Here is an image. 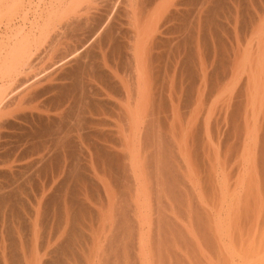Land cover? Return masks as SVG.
Listing matches in <instances>:
<instances>
[{"label": "rangeland", "instance_id": "rangeland-1", "mask_svg": "<svg viewBox=\"0 0 264 264\" xmlns=\"http://www.w3.org/2000/svg\"><path fill=\"white\" fill-rule=\"evenodd\" d=\"M3 1L0 0V36H2L0 37V43L2 45H0V65L2 64L0 68L3 69L5 64L4 62H9V65H14L16 63L15 66L19 71H13V74L4 72L5 74L3 75V70L0 69V81L4 79L2 82H0V87L3 88V90L0 91L2 94H0V264H99L98 258L101 255L99 246L101 249L104 234V223L101 221V216L102 220L104 216H106V218H108V216L109 218L111 216L114 217L115 214L120 211V195L123 191H125V194L128 193L129 182L124 181V179H120L121 165L119 163L123 158L129 164L128 166H131V150L133 152L134 149L135 152L137 147L131 149L130 146L133 145L136 138H139L141 131L140 126L139 131L136 130V134V128H134L135 125L133 126V124L136 122L134 117L137 115V119L139 118V114L143 110L145 97L142 98L143 101L141 104L143 102L144 103L143 105H140L139 110L141 108L142 109L139 111V113L137 112L138 114L135 113V115L132 116V112H129V110L127 113V110L125 109H128L129 107V103H127L129 102L127 101L129 100L128 92L131 91L130 89L133 87L130 81L131 69L129 68L128 63H126V65L123 64L120 67H116L117 63H112V67L115 71H117V75H119V77L117 76V78L114 79V83H116L117 86L113 82L111 86L115 88V90H110L109 88H104L103 86L100 88V86H98L99 88H97L99 89L98 91H100L99 94L101 97L95 95L96 93L98 94L97 90L93 92L92 99L89 101L90 106H92V110L90 109L91 113H87L89 115H86L87 117H83L82 114L80 115L82 124L84 123L85 118L88 120H85L86 123L88 122L89 124L87 127L84 126L85 128L82 127L81 132H75L76 130H74V125L78 124L80 119L77 120V118H75V120H73L72 111L67 112L66 110H63L65 111L63 112V115L62 110L59 112L58 110H55L56 106L52 105V101L49 100L52 96L48 95L49 97H41V89L39 87L35 88L37 89L36 97L31 98L32 100L30 97L29 99H27L28 97L22 98L21 102L20 100L17 101V105L15 97H12L11 95L8 96V92L11 93L18 82L23 79L32 78L35 77V75L37 76L36 78H38L39 75L41 77V73H43L42 70L46 69L47 67L45 65H49L51 61L57 58V56L60 54L63 55V52L65 51L69 52V50L74 47L75 43L73 36L75 31L73 29H67L69 31H65L63 26L62 28L59 26L57 31H59L60 28L63 30H60V33L57 31L55 32L54 30H49L48 28L49 25L51 27L56 22V20L54 19V21H50L51 17L49 16L50 18L48 22H50L49 24L47 22L48 15H50L53 10L57 11L59 8L58 2L66 1V7V5L71 3L73 0H32L30 1L32 5L27 2L26 7L23 9H20V7H18V9L16 6L13 7L12 4H14V0H12L13 3L11 0ZM141 1L143 2L145 0H121V3L116 6L112 14L111 11L107 13V15L109 14L110 18L108 17L109 20L105 30L112 31V34L116 38L117 42L120 44L123 42L122 44L124 46L129 44V39L133 34L132 26L135 23L134 15L137 13L138 9H140L142 3ZM147 1L156 2L154 3V6H158L160 2L164 3H161L162 6H164L167 1V3H174L173 5L175 8L173 11L176 17H173L170 20L171 23L169 22L170 24L167 25V35L160 38L162 40V45L158 44L152 46L153 49L149 47L151 49L146 51V57H148L149 53V56L153 57L152 59H154V61H160V63L155 65V67H152L154 63L153 62L149 69L150 79L148 80V83L146 82L144 85V88L148 91H144L147 94L150 90L151 95L148 93L146 99L147 97L152 98L150 96H153L152 93H155V84L154 80L152 79H155V77L160 79L161 85H158L157 87H161L163 93L174 94L184 92L185 82L180 79L183 75L182 71H184L181 64L187 58V56L185 58L187 53H189V56L191 54L193 55V61L197 62L198 64V73L202 71V74L205 75V78H207L213 70L212 65L216 60L217 51L215 48L207 50L205 47L204 38H202L204 36V32L202 33L200 24L202 21L201 16H203V26L205 31H208L207 25L210 20L214 24L213 30H217V28L220 27L217 24L218 15L216 14L214 18L209 19L207 10H210V7H204L201 5L199 2L200 0ZM211 1L214 3V5L211 6V9L214 8L215 13L218 9V5H221L224 6L223 13L225 14L223 21V39L225 43L223 60L225 61L226 75L224 114L227 136L230 130L228 124L229 112L231 111L235 101L238 102L237 92L240 89V85L244 82L242 78L246 74V70L249 68L251 55L257 50L254 49V46H258L259 43L262 45L264 44V36L261 35L263 33L258 31L260 29L264 30V0ZM188 2L189 4L187 6H194L193 13L195 16L197 15L198 19L201 21H197L192 18H179L183 16L189 17L191 15L192 11L185 10L186 5H183V3L187 4ZM1 4H3L5 9L3 6H1ZM104 4L105 0H79L78 5L76 6V10H78H75V14H85L86 12L84 11L90 7L92 10L94 8V10L91 11L92 17L95 16V14L97 16L93 17L94 20L99 21L101 18V20L105 21L106 12L104 11ZM96 5H99V7ZM177 5L180 6L178 7ZM5 6L9 7L8 11H6L7 7ZM12 7L15 8V15ZM61 8L64 7L63 4L60 3V9ZM83 9L84 13H82ZM176 9L177 11H175ZM21 10H23L24 13ZM202 10H204L203 13ZM17 13H19V15ZM26 16L28 17L24 18ZM23 18L27 19L28 21L24 22ZM44 18L46 19L44 21L48 24L47 29L49 34L48 36L46 35V37L49 39L45 40L43 47L39 48L40 50L38 49V51H34L36 46L33 48V44L31 47V49L33 48V51L35 52H33V57H29L28 55L27 57L29 58L25 57V59L23 58V55H27L29 52L21 51L24 53L22 55L21 53L19 54L21 59L23 58L22 60H18V58H20L19 56L17 57L18 52L16 56H14L16 58L9 56L10 53L11 55H15L13 54V47H15V45L16 47L17 44L21 45L22 40L20 39V34L22 36H24V34L28 35L31 33L30 31L33 30L32 27H34V30L37 29V31H32L31 34L33 35L34 33L35 37H39L41 29L38 30V27L40 28L42 24L44 25ZM8 21L11 22L12 25L8 24ZM97 22L93 23V28L95 25H97ZM20 26L22 28H19ZM36 26L38 27L36 28ZM198 26L199 29H197ZM81 30L77 31V37H79V34L85 32L86 30L88 31L87 26ZM51 31L52 34L50 36ZM53 31L58 34L55 36ZM18 32H20V34ZM11 34L14 35L13 38L10 37ZM32 35L30 36L31 38L34 37H32ZM58 35H64L65 38L64 36L58 37ZM38 37L30 39L31 41H34V39L36 40ZM39 38L41 39V37ZM16 39L18 41L20 40L21 43H18ZM185 41L188 43L187 46L183 44ZM215 44L216 42L213 45ZM16 50H19V48ZM150 50H152V52ZM25 52L28 53L26 54ZM37 53H40V56ZM111 53L112 52H110L108 55V58H110L108 61L110 60L112 62L113 58L111 57L114 56V53ZM5 59L6 61H4ZM18 61H20V63L17 66ZM23 61L24 64L22 63ZM16 78L19 79L17 80ZM116 79H120V82H118L119 80ZM10 84H12V86ZM123 93L127 96L125 98L123 95L124 99L123 97H120ZM129 113H131V115H128ZM129 116L131 119L134 118L135 120H131ZM232 116L233 120H235L236 118H234V113ZM127 120H130L131 122L129 121V123H127ZM89 122H91L93 125H90L91 123ZM236 127L237 126H235L236 133L238 136H240V130L238 127ZM79 135H81L80 138ZM247 137L249 138L248 135ZM121 143L126 144V147L119 146ZM38 147L40 149H38ZM128 147H130L131 150L128 149ZM103 154L115 156L119 163L116 161L113 163V165H109L108 162L105 161L106 159H103ZM115 166L119 171L117 175L109 173V170L106 168L109 167V169H114ZM231 167L232 166H230L228 173ZM249 167L250 163L248 162L242 163L240 165V169H242H239V173H241L239 178L240 180L243 178L242 180L244 181H240L239 178H237L236 181L239 180V183H244L246 181L249 182L251 180L253 181H251L252 185H254L253 198L255 200L253 199V202H257L255 206L257 209H259L258 207L261 206V199L264 200V197L261 195V192H263L264 189L261 191L260 187H258V190H256L254 182L258 183L260 186V182L262 181L261 178H264V175L261 177V170H264V165L259 167V171H257V179L255 171L253 172L254 169L252 164L251 168L253 170L249 169ZM249 171L251 172L250 175ZM247 177L249 180H245ZM233 178L234 175L225 181V185H227L228 181L234 184L233 182L236 181ZM74 190L79 196L77 199L80 200L82 205L87 208V211H90L94 216L91 222L86 221L82 222L81 224V233L84 236V242L82 241L81 245L77 246L75 255L76 261H74L73 258V243L71 237V232L73 229L72 201ZM238 190V193L242 192L241 194L245 192L244 187ZM58 200L59 205H56L55 203V206L53 207L52 201L57 202ZM242 206H244V204H242ZM226 208H228V206ZM81 212L84 213L83 208H81ZM118 215L119 214H117V216ZM115 219L114 224H112L109 220L107 221V224L110 226L109 234L111 226L115 227L116 225ZM147 228L148 226H146L145 231L146 240L148 239V234L152 232L149 230V228ZM184 230L186 229L184 228ZM185 233H187V236L184 239L185 244L183 245V249L180 247H178V249L173 246L175 249L172 250V247L167 244L168 246L165 247L167 250L164 253L159 254L163 260H159L157 259V256H154V258L150 257L149 261L146 260L144 264H217V261L215 260L216 257L213 255H211L209 260L207 259L210 257V255L206 253L202 244H193V241H198V238H192V236L189 235V231H185ZM161 239L163 240L162 237ZM169 239L172 240V238H168L166 242ZM90 241L93 243L94 250L93 253L90 252L89 255L86 253V242ZM254 246L253 249H256L254 251L256 252L258 250V245ZM246 247L249 248L250 246L248 247L246 245L245 248ZM251 247L250 249H252ZM238 250L239 252L237 253L241 255V250ZM261 252L263 253V250ZM261 252H259V255L256 256L259 260V262L257 260L255 261L256 264H263L262 262L264 261V255ZM89 256L92 257L91 260V257ZM174 256L182 258V261L177 262L175 258L172 259ZM122 257H125V255H122ZM106 259V264H110V258L107 257ZM260 260H262V262H260ZM231 261L232 259H229L228 264H231ZM238 261L242 264L240 260ZM235 262L239 264L236 260ZM115 264H129V262L124 258Z\"/></svg>", "mask_w": 264, "mask_h": 264}, {"label": "crops", "instance_id": "crops-1", "mask_svg": "<svg viewBox=\"0 0 264 264\" xmlns=\"http://www.w3.org/2000/svg\"><path fill=\"white\" fill-rule=\"evenodd\" d=\"M199 2L201 5L204 4V0ZM188 4L189 2L183 3L186 5L185 10L192 11L191 15L179 18L201 21L193 13V7L187 6ZM224 18L225 14L220 13L217 16V24L220 27L217 30L205 31L201 16L200 28L202 33L204 32L202 38L205 47L207 50L215 48L217 51L216 60L212 65L213 70L207 78L202 71L198 73V64L193 61L192 54L191 66L192 68L194 66L195 75L190 77L184 75L182 71L183 75L180 79L185 82L184 92L163 93L162 88L157 87L161 85L160 79L155 77V93L152 98L146 99L144 103L146 108L143 106L145 110L143 109L139 115L142 124L140 136L130 146L131 149L137 147V150L134 152L133 149L132 152L128 147L131 150V166L129 167L123 158L120 163L118 162L121 165L120 179L129 182V187L127 194L123 191L120 195L121 205L117 214H124L123 216L128 222L130 219L131 223H128L125 229L124 226L122 227L124 231L119 229L118 225L111 226L109 234L110 226L107 221L114 224L117 214L110 218L104 216L103 220L101 216L104 234L101 249L99 246L101 252L98 258L99 264H106L107 257L111 260L110 264H115L124 258L129 264H142V262L144 264L154 256L159 259V254L164 253L168 245L172 250L174 247L183 249L184 239L187 236L185 231H189L192 238H198V241L194 239L193 244L204 246L206 253L210 255L208 260L211 255L217 258L219 249H222V240L220 239L219 242V213L221 215L223 210L225 181L233 175V179L237 180L241 174L240 165L247 162L250 163V169L252 164L257 179V171L264 165L260 158L264 146V44L259 43L258 46H254L257 50L251 55L249 68L242 78L244 82L237 92L238 102L235 101L229 112L230 130L226 136ZM258 31L264 36L263 29ZM215 42L216 44L213 45ZM183 44L188 45L186 41ZM186 56L188 57L189 53L185 58ZM158 63L160 61H154L152 67ZM183 64L184 61L181 64L182 68ZM147 106L153 112L147 109ZM232 113L234 118L236 117L235 120ZM234 123L240 130V136L235 133ZM119 146L126 147V144L121 143ZM230 166L232 167L228 173ZM106 168L111 174L117 175L119 172L116 166L114 169ZM254 184L258 190V183L254 182ZM77 197L79 196L74 190L71 232L74 261H76L77 246L84 242L81 224L86 221L91 222L94 218ZM55 203L59 205V200L52 201L53 207ZM81 208L84 213L81 212ZM129 226L130 229L127 228ZM146 226L152 231L148 234L147 240ZM169 229L172 240L166 242L170 238L166 237ZM129 230H131L130 235L127 234ZM179 230L183 241L179 237ZM127 236L132 237V240ZM86 248V253L89 255L90 252L93 253L92 241L86 242ZM112 249H115L116 254Z\"/></svg>", "mask_w": 264, "mask_h": 264}, {"label": "bare ground", "instance_id": "bare-ground-1", "mask_svg": "<svg viewBox=\"0 0 264 264\" xmlns=\"http://www.w3.org/2000/svg\"><path fill=\"white\" fill-rule=\"evenodd\" d=\"M1 1H3V0H1ZM30 1H32V0H16V1L14 0V4H12V5H13V7L16 6V8L20 7V9H23L24 7H26V3L27 2L29 4H31ZM95 1H97V0H95ZM41 2H43V1H41ZM167 2L165 3L164 6H162V4H161L163 2H160V4L158 6H154L155 5L154 3H156V2H153V1H147V0H145V1H143L141 3L140 9L137 8L138 11L134 15L135 16V23L132 26L133 31L130 30V31L133 32V34L132 35L130 34L131 35V38L129 39V42H128L129 44H126L127 46H124L122 44L123 42L121 44L119 42H117L116 38L112 34V31L105 30V27L107 26L108 20L110 18L109 17V14L107 15V13H109L111 11V14H112L114 12L113 10L116 8V6H118V4L121 3V0H105V4H104L105 5L104 6V8H105L104 11L106 12L105 21L101 20V18H100L99 21L98 20H94L93 17H95L96 14H95V16L92 17V12L91 11H93L94 8L92 10L90 7L88 9H86L85 11H84L85 8L82 10V13L86 12L85 14H78V15L75 14L76 6L78 5L79 0H73L71 3H69L68 5H66V7H65L66 1L65 2H58L59 8L57 7L58 8L57 11H54L53 10L50 13V15L47 14L48 15V18L46 17L47 18V22H48V20H49L50 17H51L50 21H54V19H55L56 22L51 27L49 25V28H48L47 26H48V24H49L50 21L47 24L44 21V20H46L44 18L43 19L44 25L42 24L41 25L42 27L40 25H38V26H40V28L38 26H36V28L38 27V30L41 29V33L39 35V37H41V39L36 35L38 37V39H36V40L34 39V41L33 40L31 41V39L37 38V37H35L34 33H33V35L31 34L32 31H37V29L34 30V27H32L33 28L32 31H30V29H29V31L31 32L30 34H28L29 36L27 34L26 35L24 34V36H22L20 34V32H18L20 34V36H21L20 39L22 40V43H21L20 40L18 41L16 39V41L18 43L19 42L21 43V45L20 44L18 45L16 43L17 44V47H16V45H15V47H13V49H14L13 54H15V55H11V53H10L9 56H13V58H16L14 56H16L17 52H18V55H17V57H18L20 53L22 55V54H24L23 53L24 51H28L29 53L28 52H25L26 54L27 53L28 54L27 55H23V58L25 59V57L26 58L33 57V55L35 53L34 51L35 50L38 51V49L41 48V47H43V45L45 44V40H48L49 39L48 37H46V35L48 36V34H49L48 33V29L49 30L50 29L51 30H54L56 32L57 31V28H59V26H61V28L63 26V29H65V31H69L67 29H70V30L73 29L75 31L74 36L72 35L73 38H74V43H75L74 47L71 50H69V52H66L65 51V52H63L64 53L63 55L60 54L59 56H57V58L55 60L51 61V63L49 65H45V66H47L46 69H44L42 67L44 70H42L43 73H41L42 74L41 77L39 75V77H40V78L38 77L39 79L36 78L37 77L36 75H35V77H32V78L23 79L20 82H18V84L16 86L14 85L15 88L11 91V93L8 92L7 95L8 96L11 95L12 97H15L16 103L18 105V102L17 101L20 100V102H21V99L22 98H27L28 97L27 99H29V97H30V99H31L33 97H36V95H37V92H36L37 89H35V88L36 87H39L41 89V93H40V96L41 97L42 96L43 97L44 96L47 97L48 95L53 97V98L51 97V99H49V100L52 101L51 102L52 105H55L56 106V108L54 107L55 110H58V112L62 110V113L65 112L63 110H66L67 112L68 111H70V112L72 111V116H73L72 119L73 120H75V118H77V120L80 119L78 121V124H76V125H74L73 123L72 124L74 125V130H76L75 132H81L82 127H84V126L87 127L89 124H88V122L86 123V121H88L86 118L84 119V123L82 124L80 115L82 114L83 117H84L86 115L89 116L88 114L91 113L92 106H90L89 101L92 99L93 92L96 91V90L97 91L99 90L98 89L99 88L98 86H100V88L103 86L104 88H109L110 90H115V88H113L111 86V84H112V82L114 83V79L117 78V76L119 77V75H117V71H115L114 68L112 67V63H117L116 64V67H118V66L120 67L123 64L126 65V63H128L129 64V68L131 69L130 81H131V84L133 85V87H131V89H130L131 91L128 92L129 93V98H128L129 100H127V101H129V102H127V103H129V107H128V109H125V110H127V113H128V110H129V112H132V116H134L135 113H137V112L139 113V111H141L142 108L139 110L140 105H143V103L146 101L145 99H146L147 94L149 93L151 95V91L150 90L146 94V92L148 90H146L144 88V85L146 84V82L148 83V80L150 79L149 69H150L152 63L154 62V59H152L153 57L149 56V53H148V57H146V55H147L146 51H149V49H151L152 46H155V45H158V44H161L162 45V40L160 38H162V37H164V36L167 35V30H168L167 25H169L171 23L170 20L173 17H176L175 16V13L173 11L174 8H175L174 5H173L174 3L171 4V3H167ZM12 3H13V1H12ZM60 3L63 4V7L64 8H61L60 9ZM203 3H204L203 4L204 7H210V10H207L208 11V18L209 19L214 18L216 16V14L217 15H220V13L223 14V11H224V8L223 7L224 6L218 5V9L216 10V13H215L214 12V8L211 9V6L214 5V3L211 0H205ZM88 4H89V2H88ZM31 5H29V6H31ZM1 6H3V4H1ZM54 6H55V4H54ZM79 6H78V8H79ZM5 7H7V6H5ZM13 7H12V9L14 10L15 8H13ZM97 7H99V5ZM3 8H4V6H3ZM8 8L9 7H7V10L6 11H8ZM95 10H97V9H95ZM21 11L24 13L23 10H21ZM175 11H177V9ZM13 12H14V15H15V13H16L15 10ZM203 12H204V10H202V13ZM4 13H6V12H4ZM19 13H17V14L19 15ZM176 13H178V12H176ZM38 15H40V14H38ZM32 16H34V15H32ZM27 17L28 16H26L24 18H27ZM98 17H99V15H98ZM24 18H23L24 22H27L28 20L27 19H24ZM94 22H97V25H95L94 28H93L92 26H93V23ZM8 24H11V22H9ZM39 24H41V23H39ZM33 25H34V23H33ZM86 26H87L88 31L86 30L87 32L85 31V32L79 34L80 36L77 37V35H76L77 34V31H80L82 28H84ZM213 26H214V24L210 20L208 22V25H207L208 31H212L214 29ZM19 28H22V27L20 26ZM61 28H60V30L62 31L63 29H61ZM77 29H80V30H77ZM59 31H57V32H59ZM10 32H12V31H10ZM55 32H54V34L56 36V34H58V33H55ZM21 33H23V32H21ZM51 34H52V31L50 33V36H51ZM31 35H32V37L33 36L34 37L31 38L30 37ZM13 36L14 35L11 34L10 37L13 38ZM59 36H64V35H58V37ZM0 37H2V36H0ZM45 38H47V39H45ZM64 38H65V36H64ZM7 39H9V38H7ZM70 40H72V39H70ZM16 41H14V42H16ZM14 44H13V46H14ZM33 44H34L33 48L36 46L35 49H34V51H33V48L31 49V47H32ZM0 45H1V43H0ZM6 45H8V44H6ZM149 47H151V48H149ZM18 48H19V50H16ZM15 50H16V53H15ZM21 51H23V52H21ZM150 51L152 52V50H150ZM110 52L114 53L113 54L114 56L111 57V58H113L112 59V62L110 60L108 61V59H110V58H108L109 57L108 55H109ZM37 54H39V56H40V53H37ZM28 55H29V57H27ZM19 57L20 58H18V60L21 59V56H19ZM6 58H7V56H6ZM10 60H11V58H10ZM191 60H192L191 56H188L184 60V64H183L184 65V67H183V69H184V71H183L184 75L186 74L187 76H190V77L193 76V75H195L194 72H193L194 66H193V68L191 66L192 65L191 64ZM4 61H6V59ZM4 63L5 64L3 66V69L0 68V69L3 70V75L5 73L13 74V71L14 72H18L19 71L17 69V67L15 66L16 65L15 62H14L15 63L14 65H12V64L9 65L8 64L9 62L8 63L4 62ZM19 63H20V61H18L17 66H18ZM22 63L24 64V61ZM1 66H2V64L0 65V67ZM36 67H38V66H36ZM16 69H17V71H16ZM0 72H1V70H0ZM23 73H25V72H23ZM6 76H9V75H6ZM4 78H6V77H4ZM152 79L154 80V78H152ZM3 80L4 79H2V81ZM10 80H11V78H10ZM116 80H119L118 82H120V79H116ZM2 81H0V82H2ZM121 83H122V80H121ZM114 84L116 85V83H114ZM10 85L12 86V84H10ZM11 86H9V87H11ZM120 87H122V86H120ZM1 90H3L2 87H0V91ZM144 90H146V92ZM99 92L100 91H98V94L96 93L95 95L101 97L100 94H99ZM0 94H1V92H0ZM123 95H124V93L121 94L120 97L121 98L123 97V99H124V96H125V98L127 97L126 95H124V96ZM143 95H145V96H143ZM152 95H153V93H152ZM143 97H145L144 98V102L141 104V102L143 101V99H142ZM150 97H152V96H150ZM148 98L149 97H147V99ZM4 100H5V97H4ZM53 101H55V102H53ZM151 101H154V100H151ZM147 103H148V101H147ZM147 103H146V105H147ZM1 104H2V102H1ZM14 105H15V102H14ZM149 105H151V108H154V107H152V104H149ZM154 105L155 104L153 103V106ZM127 106H126V108H127ZM144 107H143V109L145 110L146 107L145 108ZM155 107H156V105H155ZM151 108L149 109V107H148L147 109L151 110ZM63 115H64V113H63ZM128 115H131V113H129ZM135 116L136 117H134V118L136 119V122L133 124V126L135 125V127H134V128H136L135 131L136 130L139 131V128H140V126L142 124L140 122H138V121H140V120H138L140 117L137 119V115H135ZM129 118H130V116H129ZM134 118L133 119L130 118V119L131 120H135ZM70 119H71V117H70ZM77 120H76V122H77ZM129 121L127 120V123H129ZM89 123H91V122H89ZM73 125H72V127H73ZM90 125H93V124L91 123ZM234 125H235V123H234ZM131 126H132V124H131ZM131 126H129V127H131ZM134 128H132V129H134ZM137 131H136V134H137ZM235 131H236V129H235ZM80 136L81 135H79V138H80ZM263 148H264V146H263ZM38 149H40V148L38 147ZM102 156L104 157L103 159H106L105 161L108 162L109 165H113V163L116 162V161L119 162L115 158V156H112V155L110 156V155H107V154H103ZM262 161H263L262 162V164H263L264 163V149L262 151ZM249 169H250V167H249ZM263 171L264 170H261V172H262L261 177L264 175V172ZM250 173L251 172L249 171V175H250ZM242 179L243 178H241V180ZM261 179H262V181L260 182V186L258 185V187H260V190L263 191V189H264V178H261ZM239 180H240V178H239ZM245 180H249L248 177ZM238 181L233 182L234 184H232L231 182L228 181L227 182V185H225V188H224L223 210H222V214L221 215L219 213V242H220V239H221L222 240V249H219L218 256L215 259L217 261V264H226V263L228 264L229 259H232L231 264H237L235 262V260L238 263H239L238 260H240L242 262V264H254V263L256 264V262H255L256 260L259 262L258 257H256V256L259 255V252H261L263 250V253L262 252L261 253L264 255V200L261 199L262 197H264V191L261 192L259 190L261 192L262 197L260 198L261 201L259 200L261 206L258 207L259 209H257L256 206H255L257 202H253L255 200L253 198V196H254L253 195V190H254L253 189V186L254 185H252V182L253 181L252 180H251L252 182L251 181H249V182L246 181L247 183L246 182L239 183L240 181L239 182ZM242 181H244V180H242ZM243 187H244V191H245V192H243L244 195L241 194L242 192L241 193H238V191H239L238 189H242ZM242 204H244V206H242ZM258 205H259V203H258ZM227 206H228V208H226ZM122 213H124V212L122 211ZM257 214H259V215H257ZM123 215L124 214H119L116 217V219H115L116 220V225H118V228L119 229L120 228L122 229L123 226H124V229H125V226H127L128 223H131L130 222V219H129V222H128V220L126 219V217L123 216ZM256 215L258 216V219H257V216ZM127 228L130 229V226L127 227ZM127 228H126V230H128ZM131 229H132V227H131ZM170 230L171 229L168 230V235H166V237L167 236L170 237V235L172 236V233L170 234ZM119 231H118V233H120ZM122 231H124V230L122 229ZM130 231L131 230L127 231V234L130 235V233H129ZM133 231L134 230L132 229V235L134 234ZM120 234L122 235V233H120ZM125 234H126V232H124V235ZM127 237H129V239L132 240L131 239L132 237H130V236H127ZM179 237L181 238V240H183V237L180 234V230H179ZM129 239H127V240H129ZM129 242H131V241H129ZM126 244H128V243H126ZM246 245L248 247L249 246L250 247L252 246L251 247L252 249H250V247L249 248H247V247L245 248ZM254 245H258L257 246V248H258L257 251L258 252L257 251L254 252L256 250V249L255 250L253 249L255 247ZM259 246H260V248H259ZM239 247H241V248H239ZM238 249L241 250V252H242L241 255H239L237 253V252H239ZM114 250L112 252H114V254H116V252ZM226 255L229 256V257H227ZM174 258H175V260L177 262L178 261H182L181 260L182 258H179L177 256L176 257L174 256ZM263 258H264V256H263ZM160 259L163 260V258H161V257L159 258V260ZM262 260H260V262H262ZM262 263L264 264V261ZM180 264H182V263H180ZM239 264H241V263H239Z\"/></svg>", "mask_w": 264, "mask_h": 264}]
</instances>
